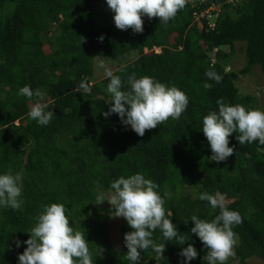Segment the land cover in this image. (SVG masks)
Masks as SVG:
<instances>
[{"label": "trees", "instance_id": "1", "mask_svg": "<svg viewBox=\"0 0 264 264\" xmlns=\"http://www.w3.org/2000/svg\"><path fill=\"white\" fill-rule=\"evenodd\" d=\"M105 1L0 0V172L21 173L23 184L22 207L0 209V264H18L26 245L17 248L15 241L29 237L25 231L50 203L63 204L70 225L85 233L93 264H130L124 234L132 229L120 217L121 248L113 247L107 221L114 209L106 201L96 204L95 197L113 180L138 172L158 185L166 215L188 239L182 246L164 241L162 259L151 248L138 249L140 264H181L178 252L188 243L198 253L189 264H206L207 249L190 232V217L211 220L219 209L200 200L201 192L224 195L226 206L242 217L233 226L235 255L227 264L264 259V145H240L233 133V154L215 162L208 159L211 150L200 130L203 116L218 110V98L263 110L256 95L239 91L237 81L254 66L264 74V0H186L167 24L142 17L140 33L114 24L96 27L94 5ZM218 3L212 25L204 14L197 27L196 15ZM238 43L244 64L233 69ZM96 57L108 58L109 66L114 61L112 71L124 90L132 73L153 77L185 92L188 108L178 120L169 118L143 136L116 114L105 118L112 101L108 78H93ZM209 68L222 77L219 83L205 75ZM81 81L90 86L89 94L79 88ZM205 82L211 87L205 89ZM24 85L44 93L40 102L54 112L48 125L27 116L36 98L17 94ZM152 239L162 242L159 230Z\"/></svg>", "mask_w": 264, "mask_h": 264}, {"label": "clouds", "instance_id": "2", "mask_svg": "<svg viewBox=\"0 0 264 264\" xmlns=\"http://www.w3.org/2000/svg\"><path fill=\"white\" fill-rule=\"evenodd\" d=\"M231 0H227L229 2ZM186 0H106L108 8L114 13L113 21L117 29H132L135 33L143 31V19L159 18V23L167 24L174 18L178 10L183 9ZM221 4L210 5L196 21L201 25L200 17L207 15L208 21L218 15ZM212 25V21L209 23ZM103 36L98 39L103 40ZM98 68L104 70L108 78L106 91L111 95V103L103 116L107 118L116 114L122 125L130 127L137 135L143 136L146 130L156 128L169 118L178 120L189 105V97L176 86H168L153 77H136L135 73L128 76L127 90L122 88V80L115 75L105 62L101 60ZM123 71V69H121ZM205 75L219 83L222 77L212 68ZM203 87L208 89L207 82ZM79 88L83 93L91 92L90 86L81 81ZM18 95L28 99L36 98L27 116L39 125L50 123L54 112L40 99L44 93L40 89L33 90L30 85L18 89ZM217 111H209L202 118L200 130L206 137L211 150L208 158L211 161L222 162L233 154L229 146V136L233 133L240 145L258 142L264 145V110L245 109L240 104H227L223 98H218ZM158 185L142 173L130 176H120L110 183L107 191L100 190L96 194V204L107 201L111 209L110 216L122 217L132 229L124 234V245L127 248L126 258L130 264H140L141 251L149 248L162 259L165 251L164 241H173L184 245L188 240L166 215L165 200L157 191ZM22 174L13 173L11 169L0 172V209L11 208L19 210L23 205ZM198 198L207 201L212 209H219L211 220L192 215V234L202 242L207 249L203 257L206 264H227L229 257L235 255L234 246L237 242L233 231L234 225L242 222L239 212L230 210L224 196L220 193L210 194L201 192ZM36 223L29 230V237L15 241L16 247L26 245L22 253H18V264H93L92 255L85 233L74 229L65 214L63 204L50 203L42 206V211L35 217ZM187 224V222H185ZM159 230L163 240L156 243L153 232ZM141 250V251H138ZM198 253L193 244L181 247L178 256L182 257L181 264H189L196 259Z\"/></svg>", "mask_w": 264, "mask_h": 264}, {"label": "rangeland", "instance_id": "3", "mask_svg": "<svg viewBox=\"0 0 264 264\" xmlns=\"http://www.w3.org/2000/svg\"><path fill=\"white\" fill-rule=\"evenodd\" d=\"M191 1V0H187ZM96 6L95 10V15H94V25L96 27H101V26H108L114 24L113 21V15L114 13L108 8L106 1L103 3H96L94 7ZM196 19V18H195ZM197 27L201 26L198 24L196 21ZM199 25V26H198ZM50 40L56 41L53 39V35H49ZM155 51H159V48L156 47L154 49ZM146 51V49H145ZM103 60L106 64V66L112 70V67H114V61L111 60V64L109 66L110 60L107 58H95L96 65L94 66L93 70V78L94 80H100L101 78L104 77V70L102 68H98L97 65L98 63ZM244 64V52L242 48V44L238 43L236 46V51L234 53L233 58L230 61V67L233 69H239L243 66ZM100 74H103L102 76ZM101 76V77H100ZM239 80L237 81V84L239 86V91L243 94L245 93H252L256 95L259 105L263 108L264 110V74L261 72L259 66H254L252 67V70L248 74H243L240 75ZM188 190L194 191V189L189 188ZM224 196V195H223ZM225 199V198H224ZM227 202V199H225V203ZM102 202L101 204H103ZM106 203H108L106 201ZM109 227H108V236L110 240L112 241L113 247L115 248H121V222H120V217H110L108 218L107 221ZM250 264H264V259L258 258V257H251L249 260ZM230 264H239L238 262L231 261Z\"/></svg>", "mask_w": 264, "mask_h": 264}, {"label": "water", "instance_id": "4", "mask_svg": "<svg viewBox=\"0 0 264 264\" xmlns=\"http://www.w3.org/2000/svg\"><path fill=\"white\" fill-rule=\"evenodd\" d=\"M219 48H220V49H224V46H223V45H220Z\"/></svg>", "mask_w": 264, "mask_h": 264}]
</instances>
